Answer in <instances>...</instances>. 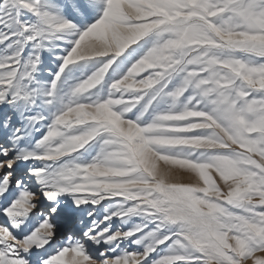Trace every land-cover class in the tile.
I'll use <instances>...</instances> for the list:
<instances>
[{
    "label": "snow or ice",
    "instance_id": "6c2138e0",
    "mask_svg": "<svg viewBox=\"0 0 264 264\" xmlns=\"http://www.w3.org/2000/svg\"><path fill=\"white\" fill-rule=\"evenodd\" d=\"M0 264H264V0H0Z\"/></svg>",
    "mask_w": 264,
    "mask_h": 264
}]
</instances>
